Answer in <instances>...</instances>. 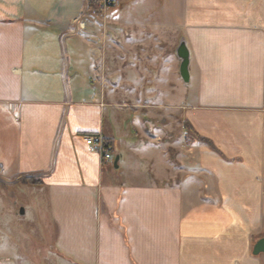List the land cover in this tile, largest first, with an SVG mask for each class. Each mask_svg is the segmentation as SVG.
<instances>
[{"label":"crops","instance_id":"0c3cea01","mask_svg":"<svg viewBox=\"0 0 264 264\" xmlns=\"http://www.w3.org/2000/svg\"><path fill=\"white\" fill-rule=\"evenodd\" d=\"M127 67L154 84L140 98L175 101L161 114L178 139L112 107ZM13 180L45 193L55 264H264V0H0V184Z\"/></svg>","mask_w":264,"mask_h":264},{"label":"rangeland","instance_id":"374dc122","mask_svg":"<svg viewBox=\"0 0 264 264\" xmlns=\"http://www.w3.org/2000/svg\"><path fill=\"white\" fill-rule=\"evenodd\" d=\"M115 41H117L116 35ZM165 66L164 63V69ZM114 68L117 69V66L110 68L111 73ZM149 70L155 69L149 68ZM123 74L127 78V81L123 83L117 82V73L110 77L113 78L110 88L115 90L114 97L109 98V101L113 103L112 107L116 110L122 107L131 108L132 111L139 110L141 125L144 126L145 131L149 134L151 132L153 136L158 131L163 142L178 139L180 137L177 132V128L180 127V125L177 127L179 118L177 121L176 118L161 114L162 108L174 106L175 101L163 98H140L142 87L145 90L153 87L154 84L146 82L140 86L141 84L133 82V69L129 67ZM134 91H136V97H132ZM155 108L158 109L159 115L150 112ZM183 130L189 137V144L193 140L204 142L185 125ZM169 153L172 158L178 154L175 147H170ZM0 207V240L6 238L9 241L8 245L14 243V252L17 255L12 260L13 264L57 263L53 254V228L42 189L16 180L6 185L0 184Z\"/></svg>","mask_w":264,"mask_h":264},{"label":"water","instance_id":"95a60500","mask_svg":"<svg viewBox=\"0 0 264 264\" xmlns=\"http://www.w3.org/2000/svg\"><path fill=\"white\" fill-rule=\"evenodd\" d=\"M176 52L181 58L179 65V73L184 81H187L189 78L188 73V62H189V52L184 42H180L177 46ZM118 155L114 158V166H117ZM23 212V210H22ZM259 252H264V236L258 238L252 246V253L257 254Z\"/></svg>","mask_w":264,"mask_h":264},{"label":"built area","instance_id":"2783aa9c","mask_svg":"<svg viewBox=\"0 0 264 264\" xmlns=\"http://www.w3.org/2000/svg\"><path fill=\"white\" fill-rule=\"evenodd\" d=\"M117 0H98V4L101 5L102 8L109 7L114 5ZM84 138L87 144L94 150H99L102 153L103 158L110 159L111 156L109 152L105 149L103 143V137L99 133H90L84 134Z\"/></svg>","mask_w":264,"mask_h":264},{"label":"trees","instance_id":"16d2710c","mask_svg":"<svg viewBox=\"0 0 264 264\" xmlns=\"http://www.w3.org/2000/svg\"><path fill=\"white\" fill-rule=\"evenodd\" d=\"M87 3L89 4V5H97V3H98V0H87ZM184 125H185V127H187L189 130H191L196 136H197V138H199L200 140H203L204 142H206V143H208L211 147H213L214 148V146H213V144H212V142L209 140V139H207V138H205V137H203V136H200L189 124H188V122H184ZM104 147H105V149H109V144L105 141L104 142ZM21 180H23V181H25V182H29V183H39V182H41V180L39 179V178H37L36 176H34V175H25V176H23L22 178H21Z\"/></svg>","mask_w":264,"mask_h":264}]
</instances>
